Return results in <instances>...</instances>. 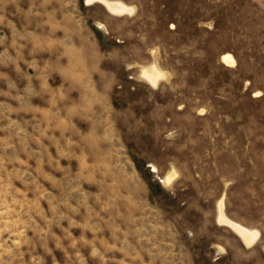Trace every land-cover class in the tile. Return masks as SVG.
Segmentation results:
<instances>
[{
    "label": "rangeland",
    "instance_id": "1",
    "mask_svg": "<svg viewBox=\"0 0 264 264\" xmlns=\"http://www.w3.org/2000/svg\"><path fill=\"white\" fill-rule=\"evenodd\" d=\"M106 1L0 0V264H264V0Z\"/></svg>",
    "mask_w": 264,
    "mask_h": 264
},
{
    "label": "bare ground",
    "instance_id": "2",
    "mask_svg": "<svg viewBox=\"0 0 264 264\" xmlns=\"http://www.w3.org/2000/svg\"><path fill=\"white\" fill-rule=\"evenodd\" d=\"M89 2L93 1V0H88ZM97 2H101L102 4H104L107 8L108 11L112 12L113 14H123L126 11H129V8L127 6H125V4L119 3V2H110V1H106V0H96ZM222 62L225 63L226 65H233L235 62L233 60V58L226 54L222 57ZM153 69V67L151 68ZM160 74V73H159ZM158 73L155 72V70H148L144 72V76L152 83L155 84L157 79H158ZM154 171V169H153ZM170 177L166 176L165 181H169ZM221 205V203H220ZM222 206V205H221ZM220 209V207H219ZM225 214V213H224ZM223 213L220 214V218L219 221L221 222V224L227 226L229 229L233 230L243 241V243L246 246H252L253 244H255V242L258 240L259 237V233L256 230H251L248 229L234 221H231L230 219H228ZM264 250V248H263Z\"/></svg>",
    "mask_w": 264,
    "mask_h": 264
}]
</instances>
